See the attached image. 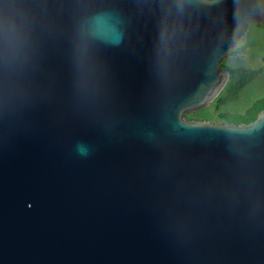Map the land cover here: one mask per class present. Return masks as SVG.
Listing matches in <instances>:
<instances>
[{
	"label": "water",
	"instance_id": "water-1",
	"mask_svg": "<svg viewBox=\"0 0 264 264\" xmlns=\"http://www.w3.org/2000/svg\"><path fill=\"white\" fill-rule=\"evenodd\" d=\"M264 0H0V264H264V108L184 120Z\"/></svg>",
	"mask_w": 264,
	"mask_h": 264
},
{
	"label": "rangeland",
	"instance_id": "rangeland-1",
	"mask_svg": "<svg viewBox=\"0 0 264 264\" xmlns=\"http://www.w3.org/2000/svg\"><path fill=\"white\" fill-rule=\"evenodd\" d=\"M220 66L229 72L227 82L241 71L247 79L233 98L221 101L217 96L206 106L184 112V120L228 124L226 115L249 116L264 105V24L248 23L235 49L220 60Z\"/></svg>",
	"mask_w": 264,
	"mask_h": 264
},
{
	"label": "trees",
	"instance_id": "trees-1",
	"mask_svg": "<svg viewBox=\"0 0 264 264\" xmlns=\"http://www.w3.org/2000/svg\"><path fill=\"white\" fill-rule=\"evenodd\" d=\"M240 75L241 77H239ZM246 79H247V74L244 71H241V74L237 73L232 77L231 81L226 83L223 90L217 96L221 101H226L228 99L233 98L239 87L244 83ZM263 108L264 105H261L258 110H256L249 116L226 115L225 118L228 124L248 123L252 121L255 118L256 113Z\"/></svg>",
	"mask_w": 264,
	"mask_h": 264
}]
</instances>
